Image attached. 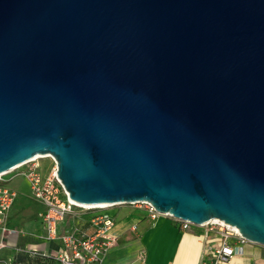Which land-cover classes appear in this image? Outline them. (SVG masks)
<instances>
[{
	"label": "water",
	"instance_id": "1",
	"mask_svg": "<svg viewBox=\"0 0 264 264\" xmlns=\"http://www.w3.org/2000/svg\"><path fill=\"white\" fill-rule=\"evenodd\" d=\"M42 156L264 247V0H0V175Z\"/></svg>",
	"mask_w": 264,
	"mask_h": 264
},
{
	"label": "crops",
	"instance_id": "2",
	"mask_svg": "<svg viewBox=\"0 0 264 264\" xmlns=\"http://www.w3.org/2000/svg\"><path fill=\"white\" fill-rule=\"evenodd\" d=\"M20 187L15 188L16 198L8 212V228L21 230L17 235L4 237L7 247L0 251V264L11 261L12 264H59L51 260H37L28 254L34 250L39 253L55 254L62 248L61 237L67 233L76 236H90L94 229L91 219L100 211L74 209L57 224L58 237L48 241L43 238L44 229L39 214L44 206L35 201L30 194L28 182L22 178ZM118 205L111 217L115 223L113 234L116 243L109 248L103 258V264H200L203 256L205 238H215V233L199 226H190L183 230L180 223L169 217H160L151 221L145 212L135 206ZM133 227L136 229L134 230ZM1 238V232H0ZM255 244L243 246V253L232 258L231 264L253 263ZM264 248V247H260Z\"/></svg>",
	"mask_w": 264,
	"mask_h": 264
},
{
	"label": "built area",
	"instance_id": "3",
	"mask_svg": "<svg viewBox=\"0 0 264 264\" xmlns=\"http://www.w3.org/2000/svg\"><path fill=\"white\" fill-rule=\"evenodd\" d=\"M47 174L41 172L39 160L34 158L10 171L0 175V251L7 247L4 237L21 233L16 228H8L6 225L8 212L16 198V192L7 185L4 177L10 173L13 176L21 177L28 182L31 197L44 206V211L39 214L43 225L45 240L51 241L58 237L57 224L74 209L85 211H102L107 208H82L68 199L69 195L57 177L56 166ZM63 196V199L60 196ZM143 210L151 221L160 217H173L157 212L149 203L135 204ZM180 223L183 230L193 226L188 221L174 219ZM94 233L90 236H76L73 233L64 234L61 237L62 248L55 254L39 253L28 251L31 256H39L59 264H103L105 252L116 243V236L113 234L115 223L111 217L104 213L95 215L91 221ZM208 231L215 233V238H205L203 244V256L200 264H231L234 256L243 253V246L249 243L234 227L222 223H207L203 226ZM135 230L136 228L133 227ZM5 264H12L9 260ZM264 264V263H262Z\"/></svg>",
	"mask_w": 264,
	"mask_h": 264
},
{
	"label": "rangeland",
	"instance_id": "4",
	"mask_svg": "<svg viewBox=\"0 0 264 264\" xmlns=\"http://www.w3.org/2000/svg\"><path fill=\"white\" fill-rule=\"evenodd\" d=\"M39 165L41 167V172L43 174H47L50 171V169L53 167V162L50 158H44V159L39 160ZM4 180L7 182L10 181V185L17 188V189H18V187H20V184L23 181L21 177L13 176L12 173L6 175L4 177ZM60 198L63 199V196L61 195ZM125 206H130V207H133L132 209H134L135 206H137V205H125ZM114 210L115 209H105V210H102L100 212L101 213H108L109 215H113ZM254 249H258V250H256L254 252L251 261L253 263H260V262L264 261V248H260V247L255 246Z\"/></svg>",
	"mask_w": 264,
	"mask_h": 264
},
{
	"label": "bare ground",
	"instance_id": "5",
	"mask_svg": "<svg viewBox=\"0 0 264 264\" xmlns=\"http://www.w3.org/2000/svg\"><path fill=\"white\" fill-rule=\"evenodd\" d=\"M46 157H48V156L35 157V158H46ZM33 159H34V158H33ZM77 205H78V204H77ZM78 206L87 209V208H108V207H112L113 205H97V206H88V205H83V206H81V205H78ZM209 223H210V222H209ZM211 223H222V224H224L222 221H220V220H218V219H216V220H212ZM235 229H236V228H235Z\"/></svg>",
	"mask_w": 264,
	"mask_h": 264
},
{
	"label": "trees",
	"instance_id": "6",
	"mask_svg": "<svg viewBox=\"0 0 264 264\" xmlns=\"http://www.w3.org/2000/svg\"><path fill=\"white\" fill-rule=\"evenodd\" d=\"M32 258H35V259H37V260H41V261H45V260H48V259H46V258H42V257H39V256H33Z\"/></svg>",
	"mask_w": 264,
	"mask_h": 264
}]
</instances>
